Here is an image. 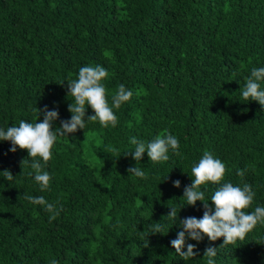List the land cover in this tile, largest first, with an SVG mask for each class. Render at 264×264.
Here are the masks:
<instances>
[{"label": "trees", "instance_id": "1", "mask_svg": "<svg viewBox=\"0 0 264 264\" xmlns=\"http://www.w3.org/2000/svg\"><path fill=\"white\" fill-rule=\"evenodd\" d=\"M0 264H264V0H0Z\"/></svg>", "mask_w": 264, "mask_h": 264}]
</instances>
